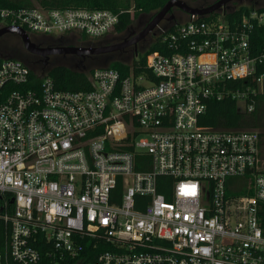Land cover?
<instances>
[{"label":"built area","instance_id":"1","mask_svg":"<svg viewBox=\"0 0 264 264\" xmlns=\"http://www.w3.org/2000/svg\"><path fill=\"white\" fill-rule=\"evenodd\" d=\"M238 5L186 13L160 31L170 52L146 56L149 75L98 67L87 90L31 81L0 54V264H264V134L199 123L211 98L250 112L264 93L250 45L264 10L226 17ZM1 21L95 39L118 13L1 8Z\"/></svg>","mask_w":264,"mask_h":264},{"label":"trees","instance_id":"2","mask_svg":"<svg viewBox=\"0 0 264 264\" xmlns=\"http://www.w3.org/2000/svg\"><path fill=\"white\" fill-rule=\"evenodd\" d=\"M167 0H0L1 8H21L40 6L42 8H90V9H109L118 13V22L116 23L113 31L116 33L123 32L130 24L133 17H138L140 14H148L150 17L157 9H159ZM255 7L254 4H239L236 9L226 13L228 18L240 17L242 12L247 11L249 8ZM259 10H264V6H258ZM174 10V9H172ZM171 10V11H172ZM167 23V22H166ZM176 21L168 22V26L164 32L171 31L174 28ZM162 32L151 33L150 40L145 44L141 42L136 49L130 50L128 60L120 58H113L108 64L100 65V67H112L119 70L122 75H127L131 71L133 73L148 74V69L145 67L146 56L151 52H161L168 54L170 51L166 43L162 40ZM86 37L85 35H83ZM145 44V46L143 45ZM250 45L254 53L264 52V26H257L253 30L250 38ZM15 56H10L23 61L31 68L30 80H36V73H45L49 75L57 88L68 90L90 89L91 85L87 80V74L94 69V66L88 69L71 68L64 64H52L43 68V63L35 57L29 59L24 54L16 52ZM6 55L4 53H0ZM105 54L85 55V59L89 63L98 61L100 57L106 56ZM8 56V55H6ZM96 56L93 61L91 57ZM40 64L42 70H35V66ZM257 73H264V65L261 64L257 67ZM238 82L229 80L226 82L227 87H233ZM32 86V84H29ZM254 108L250 112H244L240 109L237 102L230 97H223L221 99L211 98L206 101V109L199 118V123L203 126H210L219 129H253L261 124L263 118L262 113L264 109V93L259 94L253 101ZM264 134V131H261ZM168 179L165 176H159L158 180ZM161 191V190H160ZM4 223L0 219V250L3 248L4 243ZM104 246L99 247L97 250H102ZM40 264H50L47 256H42Z\"/></svg>","mask_w":264,"mask_h":264},{"label":"water","instance_id":"3","mask_svg":"<svg viewBox=\"0 0 264 264\" xmlns=\"http://www.w3.org/2000/svg\"><path fill=\"white\" fill-rule=\"evenodd\" d=\"M230 1L232 0H215L212 3L204 6H192L189 5L185 0H167L148 18L147 22L138 31L134 32L129 37L123 38L120 41L103 45H69L44 48L37 47L23 29L9 25L0 26V36L6 33H14L21 39L25 50L41 56H49L51 54H73L77 56L105 54L125 49L131 45H133L136 49L137 43L140 40H143L150 33H153L154 29L162 20L165 18L171 20L173 18V13L170 11L174 8H178L184 13L206 16L209 13L219 11Z\"/></svg>","mask_w":264,"mask_h":264},{"label":"rangeland","instance_id":"4","mask_svg":"<svg viewBox=\"0 0 264 264\" xmlns=\"http://www.w3.org/2000/svg\"><path fill=\"white\" fill-rule=\"evenodd\" d=\"M189 5L192 6H203L204 4L211 3L213 0H185ZM235 3L239 4H254L255 6H264V0H239L235 1ZM229 6V5H228ZM231 6V5H230ZM174 19L173 21L179 22L185 19L186 13H181L178 8H174ZM148 14H140L138 17H133L131 22H130V29L137 31L140 29V27L143 26L142 23H145L147 21ZM3 21L0 22V24ZM170 22V21H168ZM168 22L166 23L165 20H162L158 26L154 29L153 33H158L161 30H164L168 26ZM172 22V21H171ZM142 25V26H141ZM126 32H121V33H116L114 31L109 32L103 39L105 41H108L109 43H114L117 41H120L121 38L125 36ZM151 33L147 35L146 39L144 40V43L147 44V42L150 40ZM91 38V37H87ZM97 39V38H95ZM145 44H143L145 46ZM132 47H126L125 49L122 50H117L113 52H109L107 56L100 57L98 61H95L93 63H89L85 57L73 55V54H65V55H51L48 63L43 65L44 67H48L52 64H64L68 67L71 68H77V69H88L91 66H94V68L100 67V65H106L108 64L113 58H120L122 60H128L129 55H130V50ZM23 53L26 52L18 39V37L14 33H7V34H2L0 36V53H4L8 56H15L17 53ZM81 59V60H80ZM38 64V63H36ZM41 65L38 64L35 66V70L40 71ZM105 67V66H103ZM262 120L261 124L256 127L257 129L264 131V109L262 113Z\"/></svg>","mask_w":264,"mask_h":264},{"label":"flooded vegetation","instance_id":"5","mask_svg":"<svg viewBox=\"0 0 264 264\" xmlns=\"http://www.w3.org/2000/svg\"><path fill=\"white\" fill-rule=\"evenodd\" d=\"M215 1V0H213ZM212 1V2H213ZM235 1H239V0H232L230 2H228L223 8H227V7H231L233 5H235ZM211 2V3H212ZM210 4V3H207ZM204 4V5H207ZM203 5V6H204ZM229 5V6H228ZM231 5V6H230ZM171 13L174 12V10L170 11ZM181 13H183V11L180 10ZM174 13H173V18L171 20H169L168 18H165L164 20L166 22L168 21H172L174 19ZM149 16L147 17L148 20ZM147 22V21H146ZM145 22V23H146ZM145 23H142L143 25ZM142 26V25H141ZM130 25H128L126 27V29L123 32L125 33V37H129L131 34L134 33V30L130 29ZM141 28V27H140ZM138 31V30H137ZM136 32V31H135ZM7 34V33H6ZM16 35V34H15ZM18 37V39L21 42V39L19 38L18 35H16ZM106 36V35H105ZM103 36V37H105ZM31 41L37 46V47H56V46H69V45H103V44H108V41H105L103 39V37L101 38H97V39H89L87 37H84L83 35H81L80 33H60V34H33L31 36H29ZM147 37V36H146ZM146 37L143 40H140L136 47L141 43L144 42V40L146 39ZM121 38V40L123 39ZM22 44V42H21ZM23 46V45H22ZM130 47H132L134 50V46L131 45ZM24 48V47H23ZM25 50V49H24ZM26 52H24V56H26L28 59L30 57H35L38 60H40V62H42L43 64H47L48 60L50 58L51 55H60V54H51L49 56H41L38 54H33L28 52L27 50H25ZM23 54V53H22ZM62 55V54H61ZM100 55V54H99ZM102 55V54H101ZM87 56V55H86ZM86 56H81V57H86ZM107 56V55H106ZM96 58V56L91 57V59H89L90 61H93ZM81 60V59H80Z\"/></svg>","mask_w":264,"mask_h":264}]
</instances>
